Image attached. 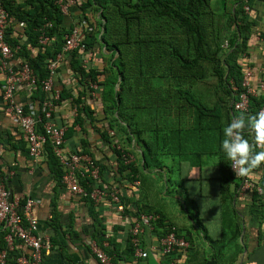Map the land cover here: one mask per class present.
I'll list each match as a JSON object with an SVG mask.
<instances>
[{"label":"trees","instance_id":"trees-1","mask_svg":"<svg viewBox=\"0 0 264 264\" xmlns=\"http://www.w3.org/2000/svg\"><path fill=\"white\" fill-rule=\"evenodd\" d=\"M252 1L216 0L213 7L212 0H82L84 15L90 10V18L84 16V49L78 47L66 54L76 85L63 84L57 105L71 101L76 114L67 125L65 139L73 138L78 127L82 137L73 152L90 157L100 169L99 182L89 176V171L84 176L78 173L80 187L87 193L81 197L84 202L95 208L89 196L95 187H113L105 179L107 171L133 185L144 172L173 171L170 162L180 165L186 159L184 153L198 154L200 165L204 156L216 157L223 165L226 186L235 183L239 188L240 180L220 153L219 142L222 126L235 114L234 105H230L244 91L241 56L247 51L254 26L245 7ZM0 3L12 19L7 42L17 60L28 64L36 78L31 102L39 108L46 98L42 83L50 75L49 64L62 53L74 27L64 25L65 15L57 0ZM19 23L23 32L16 29ZM42 35L50 40L46 45L40 44ZM84 53L92 56L91 66L83 63ZM93 85L99 88L95 98ZM207 89L209 93L212 89L214 96H205ZM263 105L264 97H252L247 112L254 113ZM90 129L107 145L113 162L97 160L94 151L98 149L90 142ZM44 149L49 170L61 187L66 167L50 141ZM139 150L140 159L130 160ZM167 180L171 182L169 176ZM236 194H231L230 200ZM121 202L125 215H158L153 227L161 237L172 231L174 225L154 209L134 212L125 198L121 197ZM55 213L54 209L50 228L59 233ZM95 220L93 239L103 248L106 229L103 221L96 216ZM0 230L2 251L7 249L6 231ZM175 232L182 237L176 227ZM235 233L238 235L239 230ZM185 238L192 243L190 231ZM50 240L57 241L54 237ZM129 249L134 251L132 245ZM14 250L7 252L6 264H16ZM105 251L115 258L107 248Z\"/></svg>","mask_w":264,"mask_h":264},{"label":"crops","instance_id":"crops-1","mask_svg":"<svg viewBox=\"0 0 264 264\" xmlns=\"http://www.w3.org/2000/svg\"><path fill=\"white\" fill-rule=\"evenodd\" d=\"M77 3L69 13L64 14V25L80 29L83 33V26L86 27L84 16L90 18V10L84 15L82 0ZM246 13L254 26L247 51L241 56V64L244 73L248 69L252 72L249 81L257 91V97H264V90H261L264 84V1L253 0L250 11ZM22 25H16L20 32H23ZM91 57L84 53L83 63L91 66ZM20 64L17 58H13L9 61V68L16 71ZM75 77L69 59L65 56L58 67L56 90L60 92L63 84L73 87ZM14 100L21 105L32 103L31 89L26 85L21 86ZM91 102L89 100L88 103ZM240 113L250 114L235 111L234 115ZM73 117L70 100L57 105L54 114L57 125L67 126ZM75 132L73 138L65 139L66 154L75 151L80 144L82 132L79 128ZM89 133L90 142L98 149L94 151L97 160L113 162L114 156L107 145L91 129ZM28 148L26 139L9 112L5 111L0 90V174L5 177L10 191L21 201L34 199L39 202L33 207L32 215L38 221V232L48 238L41 251L40 264H99L91 247L97 227L95 216L105 226L103 248L113 253L114 264H264V167L254 169L248 175L262 187V194L255 191L241 194L240 185L237 188L235 183L226 186L223 165L211 156H204L202 165L197 164L200 157L198 154L184 153L186 159L183 157L185 160L180 165L177 161L170 162L173 169L171 172L168 169L144 172L133 185L124 182L123 178L112 171L105 172V179L118 188L131 210L137 212L147 207L154 209L164 216L166 222L173 224V228L179 229L185 240V235L190 231L192 243L186 240L189 244L186 249H176L168 254L164 253L161 244L163 237L154 230L153 222L151 228L141 226L142 232L136 246L130 230L138 218L118 213L109 199L93 208L80 195L72 192L68 185L58 187L46 163V154L34 160L29 156ZM135 152L134 159H140L142 152ZM184 164L190 165V177L182 169ZM167 176L170 177V183L167 182ZM235 192L237 194L234 199L230 200V195ZM54 209L56 223L61 227L59 233L50 228ZM237 229L238 235L235 233ZM51 237L57 241L50 243ZM130 245L134 248L133 252L129 249ZM13 247L17 258L32 255V250L17 239ZM137 248L147 256H139Z\"/></svg>","mask_w":264,"mask_h":264},{"label":"built area","instance_id":"built-area-1","mask_svg":"<svg viewBox=\"0 0 264 264\" xmlns=\"http://www.w3.org/2000/svg\"><path fill=\"white\" fill-rule=\"evenodd\" d=\"M78 0H57V4L61 7L64 14L69 13L72 7H76ZM246 12L250 11V5L245 7ZM12 19L9 18L7 11L0 3V90L2 91L3 100L5 103V111L9 112L13 122L20 130L28 143L29 156L36 160L44 154V147L47 141L53 145L54 153L60 162L66 167V174L63 178V183L71 188V191L80 195L87 196V193L80 187L78 173L84 176L86 171H89V176L94 180H100V169L95 166L91 158L77 153H67L64 151L65 133L67 126L57 125L54 122V114L57 108V101L60 99V92L55 88V79L60 62L64 59L67 53L81 46L82 31L74 29L71 35L66 37V43L62 53L58 54L56 59L49 64L50 75L42 83V89L46 95L45 100L38 108L30 103L25 108V105L16 103L14 96L18 88L26 85L32 89L36 85V78L33 71L26 63H21L16 71L9 68V61L16 58L14 52L7 42V29L11 25ZM50 40L45 35L40 37V44L46 45ZM227 47V43H225ZM90 60V58H89ZM252 72L246 70L243 77L244 91L240 92L237 100L233 102L234 110L237 112H247L249 109L250 99L257 97L258 93L250 84ZM94 89L93 97L99 94L97 85L92 86ZM264 90V84L261 86ZM264 108V105L261 107ZM76 114V109L73 108V116ZM41 127V129H40ZM78 128V127H77ZM112 134V133H111ZM130 160H134L130 156ZM88 166L90 169L88 170ZM234 173V172H233ZM235 175V174H234ZM240 180L241 194L255 191L258 194L263 193V189L248 176H236ZM138 185V183H136ZM90 198L99 204L102 201L110 200L114 203L118 213H124L125 207L121 202V195L116 186L112 188L95 189L89 195ZM39 202L34 199H28L24 204L18 196L14 195L7 187L5 177L0 174V225L6 231L5 241L7 249L0 251V264H6L7 252L14 250V240L21 241L24 246L32 250L31 257H19L16 259V264H40L42 261V248L48 241L46 236H42L38 232V221L32 215V209ZM156 215L141 214L138 221L132 226L130 232L133 242L138 246V236L142 232L141 226L148 228L152 227V222L156 221ZM161 244L164 253H172L176 249H186L188 242L176 234L175 228L161 239ZM92 252L97 258L99 264H114L113 259L105 252L104 248L100 247L95 241L91 245ZM137 254L143 258L146 253L141 252L137 248Z\"/></svg>","mask_w":264,"mask_h":264},{"label":"clouds","instance_id":"clouds-1","mask_svg":"<svg viewBox=\"0 0 264 264\" xmlns=\"http://www.w3.org/2000/svg\"><path fill=\"white\" fill-rule=\"evenodd\" d=\"M219 151L236 176H248L264 167V108L232 115L220 130ZM191 176L190 165H182Z\"/></svg>","mask_w":264,"mask_h":264},{"label":"rangeland","instance_id":"rangeland-1","mask_svg":"<svg viewBox=\"0 0 264 264\" xmlns=\"http://www.w3.org/2000/svg\"><path fill=\"white\" fill-rule=\"evenodd\" d=\"M215 3H216V0H212V6H213V7H215ZM207 91H208V89L205 90V91L203 92V94H204L205 96H206L207 94H209L210 96H214V92H213L212 89L210 90V93L207 92ZM214 158H216V157H214ZM169 188H171V186H170ZM165 189H166V187H165ZM164 191H165V190H164Z\"/></svg>","mask_w":264,"mask_h":264}]
</instances>
